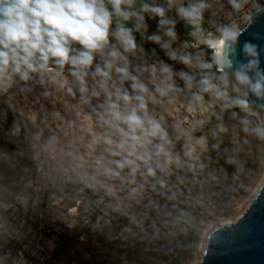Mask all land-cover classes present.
<instances>
[{
    "label": "clouds",
    "instance_id": "1",
    "mask_svg": "<svg viewBox=\"0 0 264 264\" xmlns=\"http://www.w3.org/2000/svg\"><path fill=\"white\" fill-rule=\"evenodd\" d=\"M218 3L0 0V211L22 212L0 215V264H35L23 216L43 218L45 196L82 206L67 228L109 240L116 221L119 246L159 264H198L221 232L235 236L224 204L264 167V62L241 41L264 3L226 0L243 27L214 20ZM249 191L251 210L264 186Z\"/></svg>",
    "mask_w": 264,
    "mask_h": 264
},
{
    "label": "rangeland",
    "instance_id": "2",
    "mask_svg": "<svg viewBox=\"0 0 264 264\" xmlns=\"http://www.w3.org/2000/svg\"><path fill=\"white\" fill-rule=\"evenodd\" d=\"M158 2H162V0H158ZM257 2L264 3V0H257ZM221 4L225 6L222 8ZM250 10L251 4L247 5L244 11ZM212 11L217 13L213 17L214 20L233 19L240 26H244L243 13L239 16L233 15L231 18L228 16L231 9L226 5V0H220V3L214 5ZM149 23L151 25L150 31H154L156 28L155 23L151 21ZM177 29L180 39L186 38L185 31L180 24H178ZM158 51L160 52L159 49ZM160 55L164 58L163 52H160ZM177 67L180 66L177 65ZM38 92L39 89L37 94ZM42 103L49 111L52 110L48 101L42 100ZM34 107L39 109L40 105H34ZM57 107L61 106L58 104ZM253 153L258 154L255 148ZM251 168L252 170L246 168L245 172L241 174L238 184L242 187H238L233 196L225 202L222 209L223 214L233 221L249 206L250 203L245 200V197L250 196L249 190L260 186L263 181L264 167L256 163ZM7 178L12 179V174L9 173ZM45 203H47L46 196L40 205V208L44 209L43 218L40 217L39 213L34 217L31 213L28 216H23L27 223L34 228L33 235L35 239L33 245L38 244L40 246L36 249L35 264H132V261H135V264H159V260L152 253H144L143 258H141V253L134 241H124L123 246H119L116 238V232L118 231L115 227L116 221H113L114 227L111 230V239L105 240L102 235H93L88 229L78 226L69 229L65 226L67 223H71L73 219L79 218L82 206L73 213L71 209L75 205L71 201H63L60 205H54L51 208H45ZM0 215H6L11 223L18 222L22 218V212L19 209L10 208L6 213L0 211ZM56 217H61V219L56 220ZM92 220L95 221V215L92 216ZM107 231L105 230V232ZM200 257L201 255L199 259ZM171 264H186L185 255L174 253L171 257Z\"/></svg>",
    "mask_w": 264,
    "mask_h": 264
},
{
    "label": "water",
    "instance_id": "3",
    "mask_svg": "<svg viewBox=\"0 0 264 264\" xmlns=\"http://www.w3.org/2000/svg\"><path fill=\"white\" fill-rule=\"evenodd\" d=\"M264 17H257L252 27L242 36L241 41H251L260 45L261 58L264 62ZM260 186H264V181ZM240 214L234 222H238L236 234L231 230L221 232L203 255L199 264H264V194L254 204ZM243 220H239L240 216Z\"/></svg>",
    "mask_w": 264,
    "mask_h": 264
},
{
    "label": "trees",
    "instance_id": "4",
    "mask_svg": "<svg viewBox=\"0 0 264 264\" xmlns=\"http://www.w3.org/2000/svg\"><path fill=\"white\" fill-rule=\"evenodd\" d=\"M145 47H146L147 49H151V48H155L156 46H155V45H152V44H146ZM156 51H157V53L159 54V56L161 57L160 52L158 51V49H156ZM161 58H162V57H161Z\"/></svg>",
    "mask_w": 264,
    "mask_h": 264
},
{
    "label": "bare ground",
    "instance_id": "5",
    "mask_svg": "<svg viewBox=\"0 0 264 264\" xmlns=\"http://www.w3.org/2000/svg\"><path fill=\"white\" fill-rule=\"evenodd\" d=\"M263 181H264V178H263ZM263 181H262V183H263ZM262 183H261V184H262ZM261 184H260V185H261ZM202 256H203V255H201V257H200V259H199V262H200V260H201ZM199 262H198V264H199Z\"/></svg>",
    "mask_w": 264,
    "mask_h": 264
}]
</instances>
